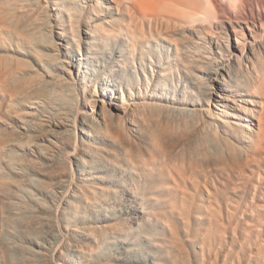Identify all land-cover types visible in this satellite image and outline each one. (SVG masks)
I'll return each mask as SVG.
<instances>
[{
	"label": "bare ground",
	"instance_id": "obj_1",
	"mask_svg": "<svg viewBox=\"0 0 264 264\" xmlns=\"http://www.w3.org/2000/svg\"><path fill=\"white\" fill-rule=\"evenodd\" d=\"M14 1H11L12 6L10 5L9 8L7 7L9 5L8 0H0V29L4 30V28L13 27V33L11 34H18V37L20 35L19 38L24 37L25 40H28L27 43L32 44L38 39L37 36H40L38 34L40 32L39 23L38 26L36 23V19H38L37 22H40V15L37 16L38 14H32V11L29 12L28 10L30 9L27 10L22 5L24 3L23 0H21L20 5L17 0V3ZM27 1L25 5L30 2L29 0ZM69 1H55L61 6V9L56 6V12H62L64 16V21L61 20L63 23L60 22L58 25L56 23V26H54L62 30V33L56 31L55 38H67V32L69 31L66 29V24L68 21H73L72 23L69 22V25H71L70 30L74 34L72 41L78 46L77 52L82 56H85V53H93L94 51L91 48L81 47L83 42H88L81 35V24L86 22L89 24V20L94 19L95 16H102L107 10H116L120 13V18L115 19V17L113 18L114 20L111 18L110 21L112 20V22L109 27L99 24V22L96 24L95 21V25H89L88 32L84 31L88 35V39L112 37V40H115V45L123 44L124 47L127 45L128 50H126L124 59H130V54H137V50H139V57V54H151V46L149 47V45L152 43L159 44L160 41H163L174 45L177 54L175 56L176 62H174L175 60L173 62L177 66L181 65V68H184V71L181 70L184 75L181 76L178 73V76L180 75L181 79L188 80V78H192L194 82L196 81V87H199V95L189 97L188 86L178 88V85L176 86L171 82L175 81V79H172L175 77L171 66H160L161 70L157 73L155 69H152V76H156L155 81L152 80L153 77L144 74L147 84L142 89L140 88L138 93L128 86L126 89L120 86V89L118 88L119 91L115 93L114 87L113 90L108 89L109 86L115 85L100 84L101 76L94 78L95 80H92L93 84L89 85L88 81L81 79L90 80L89 76H86L89 74L88 71L84 73V77H80L82 73H79L81 71L78 69L79 77L75 76L76 71L74 69L78 67L75 68L74 58L71 60V54L67 51H72L75 47L70 46L71 43L67 41L66 48L64 47V50L66 49L67 51L65 57V51L63 52L61 45L51 37L52 34L55 35V31H53V28L48 30L49 32L47 33H50L48 36L53 40L50 42L56 47L55 49H50L53 52L56 51L55 53L57 51L62 52L64 59L67 58L68 60H61V53L51 54L53 53L52 51L51 53L49 52L50 54L43 52V55H46L45 58L50 62H46L47 65L52 62H54L53 64L61 63L62 67L57 65L56 68L62 69L64 74H55L52 73L53 71H49L50 79L46 80L43 77L42 80H46L45 82L40 81L41 83L34 84L29 80L17 81L16 78L22 72L19 64L12 67L14 65L13 61L11 62L12 65L7 63L9 66L11 65V69L7 68L8 65L4 67V69L7 68L6 70L0 68V89L3 95L9 96L12 100H18L23 97H28L31 100L30 108L32 110L26 109L21 114H18L16 109L10 110L14 117L15 115L18 116L15 126L16 134L11 138L9 137L10 139L2 141L0 150L10 149L13 152L12 159H18L22 166V168L17 167L18 171H20L19 174L22 175L18 178H21L22 182H27L32 187L37 188L41 193L43 199L42 197L40 198V195L39 198L41 200L38 202H42V206L40 208L36 207V212L34 211L36 215H39L37 217L48 225L54 221H51L52 218H59V215H67L68 213L66 217H70L69 214L74 213L73 207L77 206L79 202H87L95 197L98 198L101 193L118 192L119 187L114 184V176H111V174H107V176L97 174L101 170L98 158L99 156L103 157L102 152L104 151V147L97 142V139H101L104 134L109 133L117 137L119 132L124 133L125 129L126 132L130 133L138 132L139 129H146L155 136V143L157 142L159 146L156 150L159 151L161 150L159 148H162V151L166 154L162 155L165 157L171 156L168 167L165 166L167 168V171L165 170L167 172L166 175L169 177V183H167L168 186H166L165 190H171L176 196L175 201L172 203V208L180 211V217L183 216L181 217L182 220L188 219V210L192 209L191 200L194 201V197L199 196V199L195 201L197 204L195 208L198 212L199 210L203 211L202 217L199 216L200 218L203 219V215L205 216L203 227H199L201 230L197 232V235L202 240H200L202 245H199V247L202 246L201 250L208 252L209 256L215 255V259L221 257L220 259L223 261L227 258L231 264H247V262H249L248 264L251 262H254L252 264H264V0H106L109 6H104L98 0V4H96L98 6L101 5V8L93 5L94 10H91L93 13L90 12V14H93L92 16H90L88 11L83 15L77 13L73 9L77 5L75 4L76 6L74 5L71 8ZM233 1L239 2L238 5L240 6L238 9L237 6H235L236 9L231 7L230 4ZM32 3H35V0L31 4L29 3L30 5L28 6L30 7ZM252 3H257V12L246 7V5ZM35 4L32 6L35 7ZM253 6L252 8H254ZM41 7L43 9V6ZM210 9L216 14L214 20L207 12ZM44 12L46 10L43 11V15ZM110 12L112 13L113 11ZM67 17H69V20H67ZM33 19L35 20L33 21ZM41 19L43 22L42 17ZM10 22H12V25ZM44 22L46 23V20ZM106 23L108 24L109 22L106 21ZM43 25L41 26L40 24L42 28ZM45 26L47 27L46 24ZM48 26L51 27V23ZM229 27L237 36L238 48L234 49V51L230 49ZM1 30L0 32L4 33ZM247 30L250 33V37L245 38V31ZM11 31L10 28L9 32ZM224 35L227 37L225 38ZM211 36L212 42L211 40L208 42V38ZM40 37L44 40V37ZM241 37L243 41L240 40ZM69 39L71 40V38ZM196 39L204 40L205 42L202 45H198ZM224 39L227 41V43L225 42L226 50L221 45L223 43H219ZM45 41H48L46 37ZM215 41H218V49H221L222 52L213 53V48L209 44H215ZM37 43L36 47L40 45L39 43L37 45ZM125 43L128 44L125 45ZM31 44L30 46H32ZM46 44L50 46V43ZM52 44L51 46H53ZM48 45L45 46L48 47ZM207 45L212 49V54L216 56L218 54L221 58V61L214 67H211L205 61L209 59L207 55L210 51L205 53L201 51L202 48L207 50ZM33 46L35 45L33 44ZM147 46L150 48L148 51H146L148 49ZM36 47L35 49H37ZM83 48L86 49L84 54L82 53ZM249 48H252V51L258 53L256 55L262 58L260 59V65H257L258 62L256 63V60L249 53ZM35 49L33 50L35 51ZM38 49L36 51H39ZM40 53H42L41 50ZM42 56L41 59L44 60L45 58L43 59ZM3 58L5 59V57ZM87 58L88 56L78 60H81V62L82 60L87 61ZM154 58L155 56L153 55L151 57L153 64H155ZM235 58H237L238 67L248 75L247 83L245 82L244 85H232L229 81V78L237 70L235 69ZM7 60L9 59L2 61L5 64ZM89 61L90 59L88 58L85 63H89ZM81 62L79 67L85 68V64L83 65ZM19 63L23 66L21 62ZM166 63H170V61L168 60ZM249 63L253 64V71H251ZM176 65L174 64V66ZM113 71H115V68ZM37 73L39 74V72ZM38 74H36V77ZM103 79H106L105 76L104 78L102 77ZM114 81L117 82V80ZM179 81L182 82L181 80ZM121 83L123 85V81ZM182 88H184V91H182ZM119 92H121V95ZM10 106L8 107L11 108ZM9 108L7 111H9ZM214 133L216 139L217 135H219L220 138L217 140L224 143L223 147H221L222 144L220 141L218 142L221 144L220 147L222 149H219L221 152L219 151L220 154L217 152V155L216 152L212 155L210 150H208L213 139L219 145L217 140H215ZM124 134H119V138L120 135ZM212 135L214 138L211 139ZM171 141L172 143L175 142V144L172 145ZM215 142L213 143L214 146ZM168 145L174 148L172 149L171 147L172 151H169L171 154L167 153ZM214 146L213 149H218L216 146L214 148ZM16 147H20L24 154L14 153ZM130 150L132 149L130 148ZM173 150L176 153L174 156H176L172 158ZM5 156L3 158L6 161ZM158 156L155 157L154 155L155 159ZM164 156L163 159H165ZM170 156L168 157L169 159ZM159 157L162 159V156ZM168 158H166L167 162ZM13 163L15 164V161ZM91 174H93V177L90 176ZM200 174L204 176V179H200ZM4 179L6 178L4 177ZM94 179H100L104 182L110 180L112 185L106 187L100 182L92 184L87 182ZM15 181L16 183L19 182ZM164 184L162 186H165ZM195 191H198L196 196L194 195ZM11 194L12 196L7 198L6 201L3 200V202H5L7 209L14 210L15 208L19 210L17 207L24 205L20 204L24 196L21 194V198H17V194L15 197L13 196L15 193ZM0 195H3V193ZM32 195L35 197L34 193ZM46 197L50 198V200L45 199ZM29 208L32 211L35 206L34 208L29 206ZM68 209H72L71 212L69 211L70 213L67 212ZM200 214L201 212L198 215ZM58 218L56 221L59 220L60 222ZM69 219L73 220L72 217ZM68 221L71 222L70 220ZM185 222L187 221H184V224H186ZM62 223H64L63 219ZM53 224L51 223L49 232L44 229L46 230L44 242L39 241L38 239L42 238L34 232L32 233L38 239L33 235H25L23 237L22 234V236H15L17 241L24 242V239L25 241L29 239L30 243L40 249V251H36L34 250L35 248L31 247L32 250L30 249V252V247L27 246L28 242H24L26 245L20 242V244H23L21 248H28V251L24 252L29 254L21 259L22 264H38L40 259L37 257L39 255L35 254H40L42 264H82L75 261L69 262L65 259L66 254L63 253V249L67 250L66 248L70 249L72 247L71 249L73 250V247H75L78 249L79 239L75 232H73V235L69 231H76V233H80V231L75 230L73 227H71L73 229L69 228L70 224L59 226L57 223L56 228H54ZM76 226L78 227L79 225ZM194 230L196 229L194 228ZM198 236L196 237L197 240H199ZM14 243L17 244L15 240ZM212 261L214 262L213 259Z\"/></svg>",
	"mask_w": 264,
	"mask_h": 264
},
{
	"label": "rangeland",
	"instance_id": "obj_2",
	"mask_svg": "<svg viewBox=\"0 0 264 264\" xmlns=\"http://www.w3.org/2000/svg\"><path fill=\"white\" fill-rule=\"evenodd\" d=\"M9 1L10 0H8V3H9ZM11 1L13 2V0H11ZM11 1H10L9 5L5 2V4L8 5L7 7H9V8H10V5L12 4ZM17 1H18V4L20 5L21 0H17ZM23 1H24V3H22V5L25 6L27 8V10L30 9V10H28L29 12L32 11L31 12L32 14H36V15L38 14L37 16L40 15L39 16L40 22L39 21L37 22L38 19H36V23H37V26L39 23V26H38V28L40 27L39 31L40 32L44 31V32H42L43 35L40 34V32L38 33L40 36L44 37V40L40 36H39L40 37V39H39V37L37 36L38 39L35 42H33L32 44L27 43L28 40H25L24 37H21L22 38L21 39V38H19L20 35L18 37L17 36L18 34H16V35L11 34V33H13V27H9L7 29L4 28V30L2 29L4 33L0 32V34H1V36H0V55H1L0 59L2 58L0 60V64H2L0 66V68L4 69V67H6V65L10 64L12 61L14 63V65H12V63H11L12 67H14L16 64H19L22 73L19 74V76L16 78L17 81L29 80L35 84V83H41L40 81L45 82L46 80L50 79L49 77L51 75H50L49 71H53L52 73H55V74H59V73L64 74V72H62V69L56 68L57 65L62 67L61 63L53 64L54 62H52L51 64H48L49 65L48 66L46 62H48V63H50V62L47 60V58H45L46 55L45 56L43 55V52H45L46 54H50L52 51V49H50V48H53V49L56 48L50 42V41L55 40V42H57L61 45L63 52L65 51L64 52L65 57H66V52L68 51V53L71 54V60H72V58H74L73 63L75 62L74 63L75 68L78 67V68L74 69L76 71L75 76L77 78L79 77L77 71H79V70L81 71V72H79V73H82L80 75V77H84L85 76L84 73H86V71H88V73L90 75L88 74L86 76L87 77L89 76L88 78H90V80L83 79V78H81V79L83 81L84 80L88 81L89 85L93 84L92 80H95L96 77L98 78L101 76L100 77L101 79L99 81V82H101L100 84L108 83V85L109 84L115 85V86H109L108 87L109 90L110 89L113 90V87H114L115 93H117V91H119L118 88L120 89V86L125 87V89L127 88V86L132 87L135 90V92L138 93L140 88L142 89V87H145V85L147 84L146 77L144 76V74H147V75L153 77L152 80L155 81L156 76H152V72H153L152 69H155V71L157 73V72H160V70H161L160 66L161 67H165V66L170 67L171 66V67H173V70H174L173 76L175 77V78H172V79H175V81H171V82H173V84L176 86L178 85V88H180L181 86H185V87L188 86L189 87L188 88L189 89V97H192V96L194 97V96L199 95V90H198L199 87H196L197 86L196 81L194 82L192 78H188V80H186L184 78L181 79V76L184 75V72H183L184 68H181V65L177 66L176 63H174V62H176L175 56L177 54L176 48L174 45H170L169 43L163 42V41H160L159 44L152 43L149 45V47L151 46L150 47L151 49L148 48V46H147L148 49L146 48L147 49L146 51H148L149 49L151 50V54H149V55L148 54H145V55L139 54L141 57L140 58L138 56L139 50H137V54H135V55L130 54V56H129L130 59L129 58L124 59V57L126 55L125 54L126 50H128V47L126 45L128 43H125L126 47H124L123 44H119L118 46L115 45L114 44L115 40H112V37L105 38V39L104 38L103 39H101V38H98V39L90 38V39H88V37H87L88 35H86L85 32H88V29L90 28V26H89L90 24L95 25V22H96V24H98V22H99V24H102L104 26L109 27L112 20H114L113 18H115V17H116L115 19L120 18V16H119L120 13H118V11L110 10V11H113L111 13L109 10H107L106 12L103 13L104 16L103 15L100 16L101 18L95 16L94 19L89 20V24H88V22H86L85 24L84 23L81 24V26H80L81 35L85 39V41H88L87 43L83 42L81 47H85V48L88 47L89 49L91 48V50L94 51L93 53L92 52L91 53H85L86 49L83 48L84 50H82L83 51L82 53L83 54L85 53L86 55L82 56V55H79V52H77L78 46L74 43V41H72L74 34L70 30L71 25H69V22H71V21H68L67 24L65 23L67 25L66 29L69 31V32H67L68 37L65 39H60L58 37L55 38L56 31L57 32L60 31L62 33V30H60L54 26H56V25H58V23L64 21L63 20L64 16L62 15V12L57 13L58 11L56 12V10H55L57 8L61 9V6H59L58 3H56V2H60V0L59 1L58 0H52V3H51V0H48L47 2H45L46 0L45 1L44 0H38V1L35 0V3L37 1V3H40V4L32 3L33 6L35 4V7H33L31 5L30 6L31 8L28 5H30L31 2H33L34 0H29L30 4L28 3V5H25L28 2L27 0H23ZM14 2H16V0ZM69 2L71 3V4L69 3L71 8L75 4L77 5V6L75 5L76 7L75 8L73 7V9H75V11H77V13H79L81 15L86 13V11H88L89 14H90V12L93 13V11H91V10L92 9L94 10V6L95 7L97 6L98 8L101 6V5L100 6L97 5L98 0L97 1L96 0H93V1L92 0H75V1L70 0ZM100 2L103 3L104 6H109L108 2L106 0H100ZM106 2H107V4H106ZM233 2H236V1H233ZM233 2L230 4L231 7L233 9H236L235 6H237V9H238V7L240 6V5H238L239 2L238 3L237 2L233 3ZM253 4L254 3L248 4V5H246V7L254 9L257 12L258 11V8H257L258 5H256L257 3H255L253 6ZM38 5H39V7H38ZM91 5L93 8L91 7ZM41 6H43V9L46 10V12H47V13L44 12V15H43L44 10L42 9ZM46 6H47V8H45ZM56 6H58V7L56 8ZM252 6L254 8H252ZM90 7H91V9H89ZM32 8H34V10H32ZM210 10H211V12H210ZM210 10L207 12H209V15H211V17L214 20L216 14L213 12L212 9H210ZM36 11H37V13H36ZM33 12H35V13H33ZM92 13L90 14V16L93 15ZM52 16L53 17L55 16L54 17L55 20L53 19ZM67 16H68V14H67ZM41 17L43 18V22H42ZM67 18H68L67 20H69V17H67ZM111 18H112V20L110 21ZM34 20L35 19H33V21ZM45 20H46V23L44 22ZM48 21H50V22H48ZM106 21L109 23L107 24ZM10 23L12 25V22H10ZM47 23H49V24L51 23V27L48 26L49 24H47ZM40 24H41V26L43 25V28L40 26ZM45 24L47 25V27L45 26ZM10 28L12 30L11 32H9ZM51 28H53V31H55V35L52 34V36H51L53 40H51V38H49V36H48V34H50V33H47V32H49L48 30H50ZM228 33H229L228 38H230L229 40H230V45H231L230 49H231V51H234V49L238 48V44L236 42L237 36H236V33L230 27H229ZM3 35L5 36V38ZM12 35H13V37L14 36L15 37L14 38L11 37ZM45 37L48 40L47 42L45 41ZM224 37L226 38L227 36L224 35ZM246 37H250V33L248 30L245 31V38ZM69 38H71V40ZM6 39H8V40H6ZM115 39H117V38H115ZM42 40L45 42L43 43ZM198 40L196 39V42L198 43V45L199 44L202 45L205 42L204 40L203 41L202 40L198 41ZM210 40L212 42V36L208 38V42H210ZM240 40L243 41L242 37L240 38ZM67 41H69L71 43L70 46L75 47V49H74L75 52H74V50H72V51L71 50L66 51V49L64 50V47L66 48ZM37 42L40 45H38ZM41 42H42V44H41ZM225 42L227 43V41L224 39V40L220 41L219 43L220 44L223 43V44H221L222 47L224 49L225 48L227 49ZM36 43L38 45L37 47H36ZM46 43H50V46H51V44L53 46L50 47ZM197 43H195V44H197ZM12 44H13V46H12ZM30 44L32 46H30ZM33 44L35 46H33ZM41 45L45 48H43V47L41 48ZM45 45H48V47ZM209 46H212L213 53H218V51L222 52L221 49H218V41H215V44L214 43L209 44ZM209 46L207 45V50L202 48L201 51H202V53H205L206 51H210L207 55V57L209 59H206L205 61L207 63H209L211 65V67H214V65H217L219 63V61H221V58L218 54H217V56L212 54L211 53L212 49L209 48ZM35 47L37 49L39 48L38 49L39 51H36L37 49H35ZM33 49H35V51ZM249 49H250L249 53L251 54L253 59L256 60V63L258 62L257 65H260V63H261L260 59H262V58H260L259 55H256L258 53L252 51V48H249ZM40 50L42 53H40ZM116 50H117V53H116ZM118 51H119V53H118ZM55 52L56 51H54L51 54H54ZM237 53H238V51H237ZM55 54H60V57L62 58L61 60H64V61L68 60L67 58L64 59L62 52L57 51V53H55ZM209 54H211V55H209ZM40 55L41 56L43 55L44 57L42 56V58L43 59L45 58V59L42 60ZM141 55H143V56H141ZM153 55L155 56V58H154L155 64H153L151 61L152 60L151 57H153ZM254 55L258 56V58H256V56H254ZM87 56L90 59V61H89L90 64L85 63L88 61V58H87V61L82 60V62H81V60L80 61L78 60L80 58L83 59ZM3 57H5V59H9V60L13 59V58L14 59L10 60V61L7 60V62L4 64V62L2 60H5V59ZM8 57H11V58H8ZM69 58H70V56H69ZM168 60L170 61V63H166ZM41 61L44 64L43 63L41 64ZM235 61H236L235 62V69H237V70L234 73V75L229 78V81L232 85H238V86L244 85L245 82L247 83L248 75H246V73H244L238 67L237 58H235ZM19 62H21L24 67L21 66V64ZM80 62L83 65L85 64V68L79 67ZM263 63H264V60H263ZM86 64H87V66H86ZM174 64L176 66H174ZM11 65L10 66L8 65L7 68L9 69L11 67ZM150 66H151V68H150ZM252 66H253V64L249 63V67H251V69H252L251 71L254 70V68H253L254 66L253 67ZM17 67H18V65H17ZM123 67L126 69H124ZM7 68H5L4 70H6ZM24 68H25V70H24ZM114 68H115L116 72L113 71ZM45 69H46V71H45ZM108 69H109V72H108ZM177 69L179 72L177 71ZM181 70H183V71H181ZM36 71L39 72V74ZM28 73H29V75H28ZM178 73L181 76L180 75L178 76ZM36 74H38L37 77H36ZM46 74H48V75H46ZM104 76L106 79L102 80V77L104 78ZM43 77L46 80H42ZM176 77H177V79H176ZM114 80H117V82ZM179 80H181L182 82H180ZM185 80H186V82H185ZM122 81H123V85L121 83ZM129 84H130V86H129ZM101 91H102V89H101ZM182 91H184V88H182ZM127 93H128V91H127ZM119 94L121 95V92H119ZM4 100H5V103H4ZM13 101H14V103H12ZM8 106H10L11 108H9ZM30 106H31V100L28 97H23V98L18 99V100H12L9 96H6V95L4 96L2 90L0 89V143H2V141L4 142V141L10 139L12 136H15V134H16L15 133V126H16V123L18 121L17 120L18 116L15 115V117H14V115L12 114V112L10 110L16 109V110H18V114H21L26 109L32 110V108H30ZM8 108H9V111H7ZM124 133L119 132V134H124V135H120V138H119L118 133H117L118 135L116 134L117 137L116 136L114 137L113 134L109 133V134H104L101 137V139L100 138L97 139V142H99L104 147V151L102 152L104 158L101 156H99V158H98V163H99V166L101 167V170H99L97 174L100 176H107V174H111V176H114L115 177L114 184L118 185L119 191L114 192V193H106V194L101 193V194H99L98 198L95 197L93 200H89L87 202L77 203L78 205L73 207L74 213H72V214L74 216L72 214H69L70 217H66V216H68V213H67V215H59V218L57 217L58 219H60L61 224H60L59 220L56 221L57 218L54 217L55 219H53V218L51 219V221L54 220L51 222L52 224L54 223L53 224L55 226L54 228H56L57 223L59 224V226L60 225L61 226L62 225L67 226L68 224H70L69 228L73 227L75 230L80 231V233H78V232L76 233V231H72V232L69 231L70 234L75 232V235H77V238L79 239L80 243H78V245H77L78 249H76L75 247H73V250L71 249L72 247L70 249L66 248L67 250L63 249V253L68 255L67 257L65 255V259L68 260L69 262L75 261V262H80L82 264H178V262H179V264H210V262H212L211 264H225V262H226V264H229V263L231 264V262H229V260L227 258H225V259L223 258L224 259L223 261H222V259H220L221 257H218V259H215L216 258L215 255L209 256L210 254L208 252H204L203 249L201 250L202 246L199 247V245L202 243L201 242L202 240L197 235V232L199 230H201L200 228L204 224L203 222L205 220L204 219L205 216L203 215V219L200 218V217H202L203 211L199 210V212H198V210L196 211V208H195V206L197 205L195 201H197V199H199L198 198L199 196L198 195L196 196V194H198V191L194 192V195L196 196V197H194L195 200L194 199H193L194 201L191 200L192 209L188 210L189 217L186 214V216L188 217L189 220L188 219L182 220L181 217H183V216L180 217V213H179L180 211L172 208V203L175 201L176 196L174 195V193L171 192V190H168V191L165 190L166 186H168L167 183H169L168 182L169 177H168V175H166L167 172H165V170L167 171L166 167H168V163H169V160H171V156L169 155L170 159L168 158L169 156L165 157L164 155H166V154H164V152L162 151V148H159V149H161L159 151L156 150V149H158L159 146H158L157 142L155 143V136L146 129L145 130L139 129L138 132H133V133L126 132V129H125ZM217 134H219V133H217ZM148 135H149V137H148ZM213 135L215 136V140L220 138L219 135H217V139H216L215 133ZM124 136H125V138H124ZM214 136L210 137V138L212 139V138H214ZM152 138L154 139V141ZM219 141L217 140V143ZM214 142L215 141L213 139L212 144L210 143V149H208V150H210L212 155L215 152H216V155L218 153L220 154V152H221L220 150L222 149L221 147H223L224 143L220 141V143L222 145L220 143H218L219 145H217L215 142V146L217 145L216 147L218 148L215 150V149H213V146H214L213 143ZM153 143H154V145H153ZM169 144H170V142H169ZM171 144L173 145V144H175V142L172 143V141H171ZM220 145H221V147H220ZM215 146H214V148H215ZM167 147H169L167 149L168 150L167 153L169 151L171 152L172 146L168 145ZM130 148L133 151L130 150ZM172 149H174V148L172 147ZM15 150L16 151L14 153L24 154V151L22 149H20V147H16ZM4 151H6V152H4ZM4 151L0 150V194L3 193V195H0V200H2V201H0V264H22L21 259H23V257L29 255L26 253L28 251L27 247L21 248V246L23 244L28 242L27 246L30 247L29 251H30V249L32 250V248H35L34 250H36V251H40V249L37 246H35L34 244L30 243L29 239H27L26 241L24 239V242H25L24 243L22 241H17L16 237L19 235L22 236V234H23V237L25 235L26 236H32L33 235L36 238L35 234H37L43 240L40 238L38 239V237L36 239L44 242V239L46 237L45 232H46V230H48V232L51 230V226H50L51 223L48 225L44 224L41 221V219L39 217H37L39 215L35 214L36 207L40 208V206H42V204H41L42 202L39 203L40 202L39 200H41L40 198L42 197V195L38 191L37 188L32 187L27 182L26 183L22 182L21 178H18V177L22 176L19 174V172H20V171H18L19 169H17V167L22 168V166L19 163V160L18 159H16V160L12 159L11 156H12L13 152L10 149H5ZM107 151H108V153H107ZM170 152H169V154H171ZM4 153L6 154V156ZM154 153H156V154H154ZM157 154L159 156H162V159L164 156L165 159L162 160L161 157H159ZM162 154H164V155H162ZM172 154H173L172 158L176 156V155L174 156V154H176L174 152V150H173ZM154 155H155V157L158 156L159 158L157 157L158 159L156 158L157 159L156 160ZM3 156H5L6 161L4 160ZM152 158L154 159V161ZM166 158H168V162H167ZM151 159L153 162L151 161ZM160 159L162 161H164V160L165 161L162 163V161ZM17 160H18V162H16ZM14 161H15V164L13 163ZM16 163H19V164H16ZM13 166L15 167V169ZM162 167H165V168H162ZM13 169H14V171H13ZM93 174H91L90 176L93 177ZM202 174L205 175L204 173H202ZM202 174L199 175L201 180H202V178L204 179V176H202ZM18 175H20V176H18ZM4 177L6 179H4ZM11 180H13V181H11ZM15 180H17L19 182L16 183ZM20 182H22V183H20ZM87 182L90 184H92L94 182H100V183L104 184L106 187H109L110 185H112L110 180L107 182L106 181L104 182L100 179H94V180H89ZM25 184H26V186H25ZM163 184L165 186H162ZM29 191H31L32 194L34 193L35 197H33L31 192H29ZM11 193H15V194H13L14 197L17 194V198L18 197L21 198L20 196L23 195L24 198H22L23 200L20 201V204L21 205L24 204L25 206L24 205H22V207L18 206L17 208H19V210L18 209L16 210L15 208H14V210L7 209L6 204H5V202H3V200L6 201L7 198L11 197L12 196ZM37 193L39 194V195H37L38 198L35 195ZM39 196H40V198H39ZM36 199H38V200H36ZM42 199H43V197H42ZM45 199L50 200V198H48V197H46ZM45 199H44V201H45ZM49 200H46V201L51 202ZM21 202H23V203H21ZM194 203H195V205H194ZM32 204H33V206H32ZM38 204H40V205H38ZM26 206L28 208H29V206L33 207V208L35 206V209H33L31 211V209L29 208V210H28V208ZM194 208H195V210H194ZM71 210L68 209L67 212H69V211L71 212ZM200 212H201V214L198 215ZM33 216H34V218H33ZM71 217L73 218V220L69 219ZM35 219H38V220H35ZM62 219H63L64 223H62ZM67 219L70 221L72 220L73 222L72 221L69 222ZM184 221H187V222H185L186 224H184ZM29 223H31V224H29ZM32 224H33V227H32ZM42 224H43V226L45 225L46 227L44 226L45 227L44 228L43 226H41ZM28 225H29V227H28ZM53 225H52V227H53ZM75 225H79V226L75 227ZM35 226L37 227V229ZM49 226H50V228H49ZM64 226H63V228H64ZM79 227H80V229H78ZM34 228H35V230H34ZM73 228H71V229H73ZM194 228L196 230H194ZM197 228H198V230H197ZM44 229H46V230H44ZM25 230L28 232H26ZM32 232H34L35 234ZM65 232H66V230H65ZM73 235H74V233H73ZM173 235H174V237H173ZM197 236H198L199 240L196 239ZM14 240L17 242V244L14 243ZM174 241H175V243H173ZM20 242L23 244H20ZM198 242H199V244H198ZM18 245H19V247H18ZM29 245H31V246H29ZM26 248H27V250H26ZM181 248H182V250H181ZM24 251H26V252H24ZM201 253L205 254V256H203V254H201ZM35 255H39V257H37V258H39L41 260L40 254H35ZM204 258H206V259L204 260ZM212 259L214 260V262L212 261ZM40 260L38 261V264H40V262H41ZM227 260H228V263H227ZM248 263L249 262H247V264ZM252 263H254V262H251L250 264H252ZM41 264H42V262H41ZM66 264H70V263H66Z\"/></svg>",
	"mask_w": 264,
	"mask_h": 264
}]
</instances>
